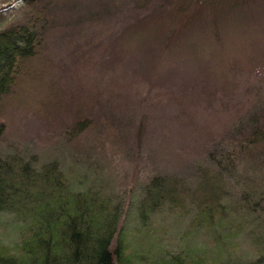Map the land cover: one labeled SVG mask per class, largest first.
I'll list each match as a JSON object with an SVG mask.
<instances>
[{
    "label": "trees",
    "instance_id": "16d2710c",
    "mask_svg": "<svg viewBox=\"0 0 264 264\" xmlns=\"http://www.w3.org/2000/svg\"><path fill=\"white\" fill-rule=\"evenodd\" d=\"M247 3L191 0V25ZM42 16L0 28V229L12 227L10 239L0 234V264H264L254 228L248 256L232 257L223 238L231 209L252 222L264 209V42L248 49L247 84L204 76L143 98L134 85L69 93L52 76L26 100ZM217 87L232 89L207 110ZM13 95L25 111L11 117ZM139 158L153 165L140 170ZM207 237L215 244L197 242Z\"/></svg>",
    "mask_w": 264,
    "mask_h": 264
},
{
    "label": "rangeland",
    "instance_id": "374dc122",
    "mask_svg": "<svg viewBox=\"0 0 264 264\" xmlns=\"http://www.w3.org/2000/svg\"><path fill=\"white\" fill-rule=\"evenodd\" d=\"M35 1L0 0V28L25 20L37 9L43 15L44 38L36 56L29 61L28 76L21 82V89L28 88V93L22 92L26 100H35V86L47 88L52 76L60 79L69 93L77 83L95 88L113 86L115 95L134 85L143 98L158 96L160 90L175 92L182 85L191 84L193 78L205 81L204 76L208 80L225 74L219 79L233 78L239 84H247L245 74L251 67L248 49L253 52L257 43L264 42V0H248L240 11L227 18H205L194 25L191 0ZM193 39L196 44H192ZM78 64H83L84 71L75 69ZM222 92L229 94L217 87L214 95L205 96L207 110ZM10 99L7 110L11 117L22 114L23 105H18L14 95ZM79 99L82 96L72 100ZM189 105L191 108V99ZM145 163L147 159L139 158L138 169L153 165L144 166ZM121 166L132 171L135 163L121 157ZM263 210L256 222L240 219L235 209L230 210L231 222L223 231V238L232 257L248 256L252 251L253 244L246 235L249 228H254L258 242L264 240ZM9 228L12 227L0 229V234L8 239ZM169 230L175 232L176 228ZM206 239L205 243L200 238L197 242L206 247L215 244L210 237ZM257 244L264 248V243ZM222 248L219 246L218 252Z\"/></svg>",
    "mask_w": 264,
    "mask_h": 264
}]
</instances>
